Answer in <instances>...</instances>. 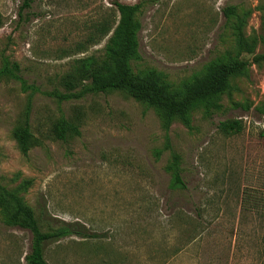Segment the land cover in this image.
I'll use <instances>...</instances> for the list:
<instances>
[{"label": "rangeland", "instance_id": "1", "mask_svg": "<svg viewBox=\"0 0 264 264\" xmlns=\"http://www.w3.org/2000/svg\"><path fill=\"white\" fill-rule=\"evenodd\" d=\"M0 0V69L19 66L27 85L0 81V186L15 192L47 232L85 225L94 237L46 244L48 264H258L264 257V0ZM115 1L140 4L142 60L181 89L212 60L238 52L233 25L255 44L246 77L233 80L221 109L176 120L169 131L155 109L122 92L59 100L73 60L102 57L101 25L119 19ZM234 8L230 21L225 15ZM95 39L99 42L91 43ZM86 46V51L79 49ZM82 88L78 90L81 91ZM35 92V93H34ZM34 93V94H33ZM31 97V126L43 145L24 156L13 130ZM61 118L80 134L54 139ZM240 120L239 133L219 129ZM185 187L176 186L173 155ZM0 208V264H25L29 231L7 224ZM243 239L236 247L235 233Z\"/></svg>", "mask_w": 264, "mask_h": 264}, {"label": "trees", "instance_id": "2", "mask_svg": "<svg viewBox=\"0 0 264 264\" xmlns=\"http://www.w3.org/2000/svg\"><path fill=\"white\" fill-rule=\"evenodd\" d=\"M30 3V0H25V7H29ZM114 5L119 13V19L113 23L101 25L102 38L108 37L104 55L102 57L92 55L73 60L70 69L60 78V86L65 92L56 90L50 95L56 96L59 100H69L80 98L88 92L118 91L155 109L161 116L163 128L166 131H169L176 120H181L188 129H191L192 114L195 110L203 109L205 115L211 117L212 112L221 109L222 96L232 91L233 80L248 76L251 64L242 58V54H251L255 44H250L245 38L242 22L232 26L238 48L237 55L212 60L205 66L202 75L195 77L181 89H173L161 74L155 71L135 74L132 64L142 60L139 44L141 24L136 19L141 6L119 1H115ZM225 15L229 22L235 16L234 8H226ZM97 42L99 41L91 40L93 44ZM86 49V46H83L79 52L83 53ZM262 60L264 55L255 59L256 62ZM3 79L18 81L25 90H39L35 86H28L19 72V66L8 60L0 69V81ZM80 88L82 90L78 92ZM33 94L30 95L28 106L13 130L18 149L24 156H27L32 149L43 145L31 126ZM80 126L78 120L61 118L53 126L51 135L54 139L66 140L69 133L79 135ZM219 129L227 135L235 134L242 131L243 124L240 120L228 119L220 123ZM168 170L172 172L174 184L185 187L181 176L179 155H173V161ZM0 208L7 214L8 225L27 230L32 235L31 250L24 257L25 264H48L45 250L49 242L59 241L68 236H77L82 239L94 237L85 225L75 227L66 224L45 232L33 209L24 204L15 192L2 186H0ZM234 235L237 247L243 239L242 230L238 229ZM257 263L264 264V257L258 258Z\"/></svg>", "mask_w": 264, "mask_h": 264}]
</instances>
